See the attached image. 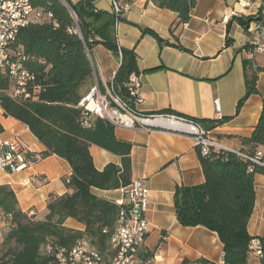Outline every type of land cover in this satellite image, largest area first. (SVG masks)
Returning a JSON list of instances; mask_svg holds the SVG:
<instances>
[{
    "label": "trees",
    "instance_id": "trees-1",
    "mask_svg": "<svg viewBox=\"0 0 264 264\" xmlns=\"http://www.w3.org/2000/svg\"><path fill=\"white\" fill-rule=\"evenodd\" d=\"M152 1L159 8L177 14V21L171 27L176 39L173 47L187 51L176 33L191 20V13L199 0ZM31 2L33 6L52 13V20L22 29L12 49L26 58L24 66L35 80L28 86L29 97H16L10 76L0 73V108L5 117L22 123L39 139L45 147L39 154L41 159L57 156L69 163L72 176L66 185L72 193L62 196L51 194L44 219L36 220L21 210L10 186L0 185V212L9 228L3 237L0 235V264H57L55 256L47 253L45 248L53 246L71 250L77 243L88 242V239L90 246H95L102 254L109 253L122 206L98 197L93 190L115 191L132 184L131 151L134 146L117 138V127L109 121L93 118L89 126H85L84 110L79 105L88 94L83 92V88L94 75L90 58L92 50L101 44L121 58L110 84L124 101L135 108L138 101L131 96L129 89L131 77L140 75L135 51L119 48L115 41L102 35L110 23L101 29L93 27L90 20L102 13L96 10L94 0ZM102 14L112 18L116 24L114 14ZM261 16H235L233 21L248 31L249 26L259 21ZM119 21L125 20L120 18ZM77 25L81 35L70 32ZM143 31L163 42L155 32ZM99 35L101 39L96 38ZM252 62L245 61L246 92L237 104V114L250 97L259 95L257 79L264 68H253ZM100 87L104 90L101 84ZM156 114L184 117L201 123L210 131L231 119L201 120L172 110ZM3 132L0 124V134ZM239 139L242 145L239 152L250 157L264 148V107L251 136ZM91 146L120 157L121 164L110 163L99 171L91 155ZM199 156L205 182L194 187L177 188V219L185 227L203 226L216 232L223 244L227 264H247L252 255L250 245L253 237L248 227L256 204L254 182L257 175H264V168L243 160L233 152L214 151L206 157L199 152ZM28 157L33 159L36 154L28 152ZM69 218L82 224L84 231L67 227ZM262 242L264 245V239ZM197 263L184 261L183 264ZM261 264H264V258Z\"/></svg>",
    "mask_w": 264,
    "mask_h": 264
},
{
    "label": "crops",
    "instance_id": "crops-1",
    "mask_svg": "<svg viewBox=\"0 0 264 264\" xmlns=\"http://www.w3.org/2000/svg\"><path fill=\"white\" fill-rule=\"evenodd\" d=\"M120 4L128 7L121 16L125 21L114 24L112 18L102 14L112 16L113 0H94L96 10L102 13L90 21L95 29L110 23L102 35L115 41L119 48L135 51L141 82V100L135 109L141 114L172 110L201 120L231 118L211 132L226 147L240 151L239 138L251 136L264 107V72H261L257 79L259 95L250 97L241 112L236 113L237 104L246 92L245 61L252 60L253 68H264V54H250L254 33L251 29L245 31L233 18L262 15L264 0H199L191 20L176 33L187 51L173 47L176 39L171 27L177 21L175 12L159 8L152 0H122ZM144 29L155 32L163 42ZM92 51L94 75L84 86V93L98 84H110L121 62L118 55L101 44ZM216 101H219V109ZM0 124L4 128L0 134L1 143L18 141L27 152L36 154L22 171L6 173L0 170V185L12 188L24 213L43 220L51 194L72 193L66 185L72 168L57 156L41 159L39 154L45 147L39 139L22 123L5 117L1 108ZM174 129L175 126L166 120L133 129L116 128L117 138L134 146L131 151L132 181L145 179L150 189L146 218L151 229L139 251L137 264L218 262L224 255L218 234L203 226L185 227L177 219V188L201 185L205 175L193 140ZM260 150L264 153V148ZM90 151L99 171L110 163L121 164L120 157L97 146H91ZM254 183L256 204L249 222V234L264 239V175H257ZM93 192L116 204L118 201L127 203L123 189H95ZM4 226L5 217L0 212V228ZM66 226L85 229L70 218ZM250 262L261 264L254 255Z\"/></svg>",
    "mask_w": 264,
    "mask_h": 264
},
{
    "label": "built area",
    "instance_id": "built-area-1",
    "mask_svg": "<svg viewBox=\"0 0 264 264\" xmlns=\"http://www.w3.org/2000/svg\"><path fill=\"white\" fill-rule=\"evenodd\" d=\"M120 2L113 0V14L116 17V24L120 21L125 9ZM73 13V12H72ZM75 15V14H74ZM52 20V13L37 6L24 7L19 0H0V73L10 76L14 83V96L29 97L28 86L35 80V77L24 66L26 58L20 52L12 49L22 29L30 24H42ZM75 20L77 21L76 15ZM249 29L254 33V39L250 43L249 52L252 55L264 54V11L259 21L253 22ZM71 33L81 35L78 25L70 29ZM103 86V85H102ZM96 85L90 90L80 102L79 107L84 110L85 126L93 118H100L114 124L116 127L128 129L137 126L145 127L153 122L168 121L175 126L179 134H183L193 140V144L203 156H210L214 151L237 153L245 161L264 168V153L259 151L253 157L239 151L230 149L222 144L206 129L201 123L175 115L167 114H141L127 101H124L112 84L103 86ZM140 76L134 75L130 79V94L141 100ZM219 109V101H216ZM2 153L0 154V170L6 173H16L26 169L30 158L24 146L18 141L1 143ZM70 183V178L66 179ZM127 196V203L118 201L117 205L122 206L116 230L110 241V250L117 251L116 259H109L105 254L103 264H137L140 249L146 242L150 232V224L146 218L149 205L150 189L145 179H137L123 189ZM126 207H125V206ZM251 252L259 260L264 258V245L261 238H253ZM47 253H52L57 264H93V258L102 254L95 246L88 242L77 243L71 250L48 246ZM211 264H227L224 260ZM247 264H254L249 262Z\"/></svg>",
    "mask_w": 264,
    "mask_h": 264
},
{
    "label": "bare ground",
    "instance_id": "bare-ground-1",
    "mask_svg": "<svg viewBox=\"0 0 264 264\" xmlns=\"http://www.w3.org/2000/svg\"><path fill=\"white\" fill-rule=\"evenodd\" d=\"M19 2L24 3V7H34L31 0H19ZM108 258L116 259L117 251H109ZM103 261H105V254H98V258H93V264H103Z\"/></svg>",
    "mask_w": 264,
    "mask_h": 264
},
{
    "label": "rangeland",
    "instance_id": "rangeland-1",
    "mask_svg": "<svg viewBox=\"0 0 264 264\" xmlns=\"http://www.w3.org/2000/svg\"><path fill=\"white\" fill-rule=\"evenodd\" d=\"M8 231H9V228L7 227V224L5 223V226L0 228L1 237H3Z\"/></svg>",
    "mask_w": 264,
    "mask_h": 264
}]
</instances>
